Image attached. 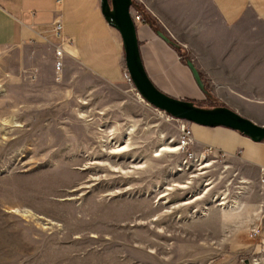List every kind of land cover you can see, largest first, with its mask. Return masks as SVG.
<instances>
[{
    "label": "rangeland",
    "instance_id": "obj_1",
    "mask_svg": "<svg viewBox=\"0 0 264 264\" xmlns=\"http://www.w3.org/2000/svg\"><path fill=\"white\" fill-rule=\"evenodd\" d=\"M119 41L112 83L65 56L57 69L46 44L0 48V264H264V166L146 103ZM173 49L208 92L196 105L264 125V25Z\"/></svg>",
    "mask_w": 264,
    "mask_h": 264
},
{
    "label": "crops",
    "instance_id": "obj_2",
    "mask_svg": "<svg viewBox=\"0 0 264 264\" xmlns=\"http://www.w3.org/2000/svg\"><path fill=\"white\" fill-rule=\"evenodd\" d=\"M134 1L131 10L140 8L152 23L134 20L146 75L162 92L184 100H200L202 92L185 62L178 61L173 47H215L222 42L224 29L247 17L264 25V0ZM57 18L63 23L64 36L72 39L70 45H65V57L81 63L103 80L121 81L119 35L103 19L99 0H0V48L41 44L55 48L59 40L52 27ZM161 30L168 33L165 37L170 42L158 35ZM196 127V137L206 132L204 126ZM206 128L228 131L216 133L214 142L241 146L248 161L264 166L262 141L253 142L227 128Z\"/></svg>",
    "mask_w": 264,
    "mask_h": 264
},
{
    "label": "water",
    "instance_id": "obj_3",
    "mask_svg": "<svg viewBox=\"0 0 264 264\" xmlns=\"http://www.w3.org/2000/svg\"><path fill=\"white\" fill-rule=\"evenodd\" d=\"M131 6L132 0H99L103 19L119 34L124 66L137 94L146 103L172 118L204 127L227 128L242 134L253 142L263 141L264 125H258L226 106L204 108L191 100L170 96L151 82L140 58L135 24L130 16ZM158 35L166 42H170L162 33L158 32ZM185 65L199 90L204 94L208 93L193 63L185 60Z\"/></svg>",
    "mask_w": 264,
    "mask_h": 264
},
{
    "label": "built area",
    "instance_id": "obj_4",
    "mask_svg": "<svg viewBox=\"0 0 264 264\" xmlns=\"http://www.w3.org/2000/svg\"><path fill=\"white\" fill-rule=\"evenodd\" d=\"M130 16L133 21L140 19L139 14H136V13L134 14L131 13ZM52 32L54 36L59 40V42L56 44L55 49H54V58H55L56 68L60 69L63 66V59L65 56V45H70L72 43V39L64 36L63 23L59 18H57L53 22ZM122 78L125 83H127L132 89H134L132 86L130 76L127 73L125 68L123 69ZM182 131L186 137H190L189 136L190 132L187 129L185 130V128L182 127ZM263 173H264V170H263ZM253 233H257V231L255 230L253 231Z\"/></svg>",
    "mask_w": 264,
    "mask_h": 264
},
{
    "label": "bare ground",
    "instance_id": "obj_5",
    "mask_svg": "<svg viewBox=\"0 0 264 264\" xmlns=\"http://www.w3.org/2000/svg\"><path fill=\"white\" fill-rule=\"evenodd\" d=\"M122 149H123V148H122ZM122 149H121V150H122ZM162 150H165V151H168V152H175V151L178 150V148H174L173 146H170V145H164V146L162 147ZM206 166L209 167V164H206L204 167H206ZM174 186H176V187H178V188H186V185H184V184H177V183H175ZM170 189H171V187L168 188V190H170ZM200 198H201V197H196L195 200H199ZM191 202H192V201H189V202L184 203V204H189V203H191Z\"/></svg>",
    "mask_w": 264,
    "mask_h": 264
},
{
    "label": "trees",
    "instance_id": "obj_6",
    "mask_svg": "<svg viewBox=\"0 0 264 264\" xmlns=\"http://www.w3.org/2000/svg\"><path fill=\"white\" fill-rule=\"evenodd\" d=\"M135 10L141 14H144L140 8H135ZM149 23L152 24L151 21Z\"/></svg>",
    "mask_w": 264,
    "mask_h": 264
}]
</instances>
